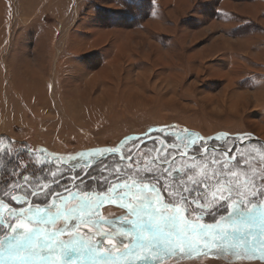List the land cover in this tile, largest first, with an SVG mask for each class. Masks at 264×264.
I'll list each match as a JSON object with an SVG mask.
<instances>
[{"label": "rangeland", "instance_id": "rangeland-1", "mask_svg": "<svg viewBox=\"0 0 264 264\" xmlns=\"http://www.w3.org/2000/svg\"><path fill=\"white\" fill-rule=\"evenodd\" d=\"M156 132L183 147L188 138L168 133L223 148L264 140V0H0V147L73 167L80 152L121 142L133 151L126 138ZM241 154L252 167L237 170L240 182L259 179L263 147L231 153ZM197 255L166 264H264Z\"/></svg>", "mask_w": 264, "mask_h": 264}, {"label": "snow or ice", "instance_id": "snow-or-ice-1", "mask_svg": "<svg viewBox=\"0 0 264 264\" xmlns=\"http://www.w3.org/2000/svg\"><path fill=\"white\" fill-rule=\"evenodd\" d=\"M168 134L188 138L191 160L207 163L199 178L198 164L173 173L177 159L188 155L175 143L163 156L151 157L155 147L142 156L124 152L121 142L69 157L75 161L69 171L83 162L74 172L75 191L61 183L64 172L49 169L51 179L43 176L41 186L39 178L30 180L14 169L5 188L15 183L12 191L22 196L0 192V264H166L191 259L193 253L199 254L196 260L231 255L264 261V174L240 182L237 170L252 167L243 154L233 159L241 145L217 148L195 134ZM126 139L134 144L142 138ZM201 148L229 158L220 161L216 155L209 161L199 154ZM111 157L118 158L109 163ZM144 157L151 159L144 163ZM261 163L264 159L256 167ZM105 205L117 206L121 214L105 218Z\"/></svg>", "mask_w": 264, "mask_h": 264}, {"label": "trees", "instance_id": "trees-1", "mask_svg": "<svg viewBox=\"0 0 264 264\" xmlns=\"http://www.w3.org/2000/svg\"><path fill=\"white\" fill-rule=\"evenodd\" d=\"M155 134L160 135L157 132L152 134V135H155ZM143 137H146V136H142L141 138H143ZM163 138L167 141L168 144L173 143L170 138H168L166 136ZM154 141H155V144L153 143ZM207 142H208V144L213 145L212 139L207 140ZM198 143H200V141H198ZM257 143H259V142H257ZM148 144H150V145H152V147L156 148V151H154V153L151 154V157H155L158 154L160 156L166 155L167 151L169 150L156 139L149 141ZM176 146L183 147L180 144H176ZM4 149H7L8 151L5 152ZM188 150H189V148H188ZM188 154L191 155V152H189ZM212 155H213V153L210 155L209 154L206 155V157L208 158L209 161L212 159L213 156L219 155V153H215L213 156ZM44 156H47V155H43L42 153L31 152L25 146L16 147V148L11 147L10 148L7 145H5L3 147H0V192L8 191V192H11L12 195L22 196L21 193L12 191V189L17 186L15 183L8 184L7 189L5 188V184H6L7 180L9 179V174L12 173L14 169H15L16 173L23 172L24 175L28 176V178L30 180H32L34 177L39 178L41 186H43V184L46 182L43 179V176H47L49 179H51V172H56L57 175H59L60 172H64L65 175L62 177L61 183L66 184L70 189L74 190L75 188L73 187V185L75 183H77V181H74V179H73L74 173H72V171H74V172L79 171L80 167H77L76 169L69 171L70 169H73L72 166H69V165H66L63 163H59V162L57 163L53 160L48 161L47 158ZM222 157L223 158L225 157L224 159L227 160L226 155H223ZM117 158L118 157H111V158H109L108 162L111 163L113 160H115ZM226 160H224V161H226ZM183 161H185L189 164L184 165L183 163H179L178 159H177L176 165L173 166V173H175V169L190 166V163L195 162V164L200 165V167L196 168V176H200L202 174V168L207 167V163L204 161H200V160L193 161V160L186 158V157ZM81 167H83V165ZM49 169H51V172L49 171ZM210 169L211 168H208V172H210ZM169 180H171V177H169ZM12 206L19 207V205H15V202H13Z\"/></svg>", "mask_w": 264, "mask_h": 264}, {"label": "water", "instance_id": "water-1", "mask_svg": "<svg viewBox=\"0 0 264 264\" xmlns=\"http://www.w3.org/2000/svg\"><path fill=\"white\" fill-rule=\"evenodd\" d=\"M159 140L162 142V144L167 148L169 149V144L167 143V141L161 136V135H158V134H155V135H148L146 137H143L139 142L138 144L136 145L135 149L133 150L134 152H137L139 150V148L149 142V141H152V140ZM250 142H259L262 147L264 148V140H262L261 138L259 137H251V138H247V139H243V140H238V139H235L234 143L237 144V145H243V144H247V143H250ZM209 146H212V147H217V148H220V146H215V145H211V144H208ZM178 149H180V151L182 153H186L188 154L189 153V150L184 148V147H181V146H177ZM123 151V150H122ZM207 152L203 149L199 154L201 155H205ZM186 158H190V155H186L185 156ZM226 157H228V155H226ZM85 171H87V169H85ZM29 199H32L31 197ZM7 213V210H5L4 212V215Z\"/></svg>", "mask_w": 264, "mask_h": 264}, {"label": "flooded vegetation", "instance_id": "flooded-vegetation-1", "mask_svg": "<svg viewBox=\"0 0 264 264\" xmlns=\"http://www.w3.org/2000/svg\"><path fill=\"white\" fill-rule=\"evenodd\" d=\"M72 173H74V171H72ZM71 178V177H70ZM74 181H76V180H74Z\"/></svg>", "mask_w": 264, "mask_h": 264}]
</instances>
